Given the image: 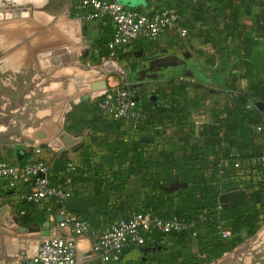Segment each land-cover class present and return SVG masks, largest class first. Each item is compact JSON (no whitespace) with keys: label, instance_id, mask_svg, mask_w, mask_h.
Segmentation results:
<instances>
[{"label":"crops","instance_id":"0c3cea01","mask_svg":"<svg viewBox=\"0 0 264 264\" xmlns=\"http://www.w3.org/2000/svg\"><path fill=\"white\" fill-rule=\"evenodd\" d=\"M75 1L3 0V8L0 7V11H3V93L0 90V99L3 100V151L9 147L13 150L12 155L3 156L20 164L30 161L34 156L30 148L25 147L20 161L13 145L25 144L26 139H33V147L40 149L35 154L37 158L51 163L52 167L60 156L67 162L83 160L80 163L83 175H89L92 171L85 160L93 165L97 158L107 152L93 149L82 155L83 145L100 143L116 134V131H122V125L118 129L113 125L116 121L100 115L95 106L96 97L111 85L121 84L130 88L134 84L136 88L141 81L139 73L147 72L150 78L148 85L153 86L154 81L162 84V81L168 79V75L161 73V70L172 72L173 68L167 66L172 65L170 61L178 59L183 52V45L176 39L184 37L164 33L156 40L136 41L119 52L116 59L104 57L113 25L109 22L83 21L71 16V7ZM120 1L131 8L152 10L176 3L186 6L194 0ZM182 19L184 27L187 28L188 23L199 32L191 37L190 47L205 50L209 54L215 53L214 61H208L212 68H207L201 56L190 55L194 57L191 61L198 75L199 83L196 84L204 83L202 87L197 88L195 84L192 93L185 95L187 89L177 95L171 84L170 90L163 88L156 95L159 102L174 97L179 104L186 101L191 106L196 105L197 101L207 102L210 94L222 96L219 101L196 108L205 113L209 123L212 109L216 105L222 106L226 99L222 89L214 83L204 81L209 80L213 70H219L224 62L217 50L214 51L209 44L199 42V37L205 28L217 27L222 30L223 21L221 17L210 13L204 20L209 21L210 25L205 26L204 21L193 22L188 10L184 12ZM244 22L251 24L248 18ZM205 35L204 33L203 36ZM227 47L225 55L236 59L239 54H236L235 43L230 42ZM261 76L258 68L247 70L244 63H237L227 73L226 84L230 85L234 81L237 88L245 90ZM137 90L136 95L144 103L145 99L139 93L141 88ZM262 103L264 106V102ZM37 134L43 137L37 138ZM197 135L195 132L196 137ZM66 136L73 138L74 142L67 145ZM258 140L260 144H264L263 133ZM156 141L161 143L160 138L154 140ZM125 193L131 194L128 195L127 206L135 207L139 197L131 184L127 186ZM81 195L89 196L84 192ZM45 207L44 203H30L20 199L15 191L6 189L0 182V264H18L22 259L32 258L44 237H70L69 230L58 227L57 218L47 213ZM23 219H26V223ZM20 224L26 226L27 230H22ZM201 232L204 233V229ZM255 235L256 243L264 247V226ZM153 236L145 245V253L139 250L140 247H130L123 252L120 264H138L142 254L153 258L164 256L168 247L173 245V238L161 234ZM75 243L76 264H103L91 252V238L77 237ZM189 246L191 251H195V238L190 239Z\"/></svg>","mask_w":264,"mask_h":264},{"label":"trees","instance_id":"16d2710c","mask_svg":"<svg viewBox=\"0 0 264 264\" xmlns=\"http://www.w3.org/2000/svg\"><path fill=\"white\" fill-rule=\"evenodd\" d=\"M169 6L181 15L188 10L193 22L204 21L210 13L222 18L223 35L217 53L224 63L219 70L214 69L209 80L204 82L214 83L222 89L226 100L222 106L216 105L212 109L210 122L202 125L196 137L188 121L189 103L184 101L179 104L174 97L159 102L157 96L155 103L147 98L143 105L150 113V120L164 125L161 131L152 134L155 139L160 138L161 147L153 153L149 152L147 147L157 144V141H124L119 131L103 139L104 144L111 143L109 148L112 151L106 147L107 155L101 156L100 163L92 165L86 161L92 171L88 176H100L104 168L102 164L112 162V159L116 160V166L111 167L109 172L111 181L103 184V181L96 180L88 195L107 192L109 201L94 206L89 215L77 214L96 225L100 217L113 218L130 212L125 210L129 208L127 198L131 194L125 191L130 179L135 182L141 180L138 189L141 196L135 191L139 195V207H136L140 210L137 211H150L163 218L176 216L184 221L194 220L199 231L195 237V251H191V238L186 233H171L168 236L173 238V245L168 247L164 256L153 258L142 254L138 264H209L218 255L232 250L244 237L252 236L264 219V181L251 185L247 205L218 208L220 194L235 190L236 186L230 177L234 175L233 170L229 169L221 176L217 172L219 158L233 153L248 160L264 149V144L258 140L262 133L254 131L255 125L264 123V106L262 109L256 106L257 102H264V0H194L186 6L177 3ZM245 18L250 19V25L244 22ZM227 39L229 43H235L236 54H239L236 59L225 55L228 47L222 46V41ZM259 40L262 42L259 43ZM237 63H244L247 70L258 68L262 76L245 90L237 88L234 81L226 84L227 73ZM196 83L199 81L183 82L173 86V89L179 95ZM108 139L111 141L108 142ZM66 162L63 156L54 161L52 180L57 181L58 173L64 170ZM83 174L80 168L70 174L72 184L82 182ZM174 180L185 182L186 186L171 193L165 192L163 186ZM79 188H75L74 198H83ZM201 216L203 220H200ZM23 220L26 223V219ZM218 225L230 230L228 241L220 238ZM141 248L145 247L139 250Z\"/></svg>","mask_w":264,"mask_h":264},{"label":"built area","instance_id":"2783aa9c","mask_svg":"<svg viewBox=\"0 0 264 264\" xmlns=\"http://www.w3.org/2000/svg\"><path fill=\"white\" fill-rule=\"evenodd\" d=\"M71 16L83 21L109 22L113 25L104 56L113 59L136 41L156 40L164 33L179 37H185L188 33L182 24V15L172 6L147 10L128 7L120 0H76L71 7ZM134 92L128 86L116 84L106 87L95 99L100 115L119 122L122 125V139L128 142L142 136H152L155 131L164 128L163 124L150 120V113ZM188 121L194 132L207 123L205 113L196 109L190 110ZM254 131L264 133V123L255 125ZM154 140L153 137V142ZM26 146L34 154L26 163L0 158V182L26 202L44 203L46 212L57 218L58 227L69 230L70 237H44L35 255L22 259L18 264H76L75 239L81 236L91 238V252L97 261L103 264H120L126 249L145 247L155 234L184 232L190 238L198 235L196 221H184L176 216L163 218L150 211H133L113 218L100 217L99 223L91 224L83 216L65 209V203L75 197L76 187L69 175L80 168L79 165L66 162L64 170L58 173L57 181L52 180V164L35 156L40 152L39 148ZM229 169L234 171V175L230 177L235 182V190L243 189L248 194L251 185L264 181V149L248 160L233 153L229 157L219 158L218 176ZM218 208H221L220 203ZM203 219L201 216L200 220ZM218 229L221 239L231 237L228 228L218 225Z\"/></svg>","mask_w":264,"mask_h":264},{"label":"rangeland","instance_id":"374dc122","mask_svg":"<svg viewBox=\"0 0 264 264\" xmlns=\"http://www.w3.org/2000/svg\"><path fill=\"white\" fill-rule=\"evenodd\" d=\"M0 7L3 8V0L0 1ZM205 26L210 25L209 21H204ZM213 25V24H212ZM0 36H2V38L0 37V77H2L0 79V90L3 93V85L1 84V80L3 81V13L0 14ZM187 29H188V33L186 37L184 38H178L176 39L178 42H180L183 47H182V51L188 52L189 55H193L194 57H198L201 56L202 59L204 60L205 65L207 66V68H212V66L209 65V60L214 61L215 58V53H208L205 50H195L193 48L190 47V42H191V37L194 36L195 34H198L199 32L196 31V29H194L193 25H190L187 23ZM202 31H204V33L206 34L205 36L204 33H201V37H199V42L201 43H206L209 44L211 46V48L216 51L217 49H219L221 47V45L219 44V40L220 37L223 35V33L221 32V30L217 27L214 28H205L202 29ZM229 42L228 39L227 41H222V46H228ZM220 45V46H219ZM205 46V45H203ZM219 66V65H218ZM216 66V67H218ZM238 67V66H237ZM173 68V69H172ZM206 68V70H207ZM172 69V74L168 72V70L163 69L161 70V73H166L168 76V79L165 81H162V84H157L156 81L153 82V86L148 85L150 84V81H146L143 83V87H140L141 90H139V93L142 96V99H147L148 95L150 94H157L160 90H162L164 88V90H170L171 88V84L173 86L177 85V84H182L183 82H188V83H192L193 81L197 80V74H196V68L195 66H193L192 70H190V68H187L186 66H178L177 68H175L174 66L171 67ZM169 73V74H168ZM192 73V74H191ZM190 75V76H188ZM155 83V84H154ZM188 91L185 93V95L187 93H192L193 89L191 86L187 87ZM134 91L138 92L137 89L133 88ZM134 92V93H136ZM170 92V91H168ZM169 97V96H168ZM222 96L218 95V94H210L207 97V102L205 101H197L196 105H193L190 107V109H196L198 106L202 105V104H206L209 103L211 104V102L214 101H219V99H221ZM115 123V122H114ZM117 128H120L121 124L116 122L115 124ZM121 129V128H120ZM119 135V134H118ZM121 135V133H120ZM111 140L108 139V142H110ZM78 145V144H76ZM80 145V144H79ZM162 143H155L153 145H150L149 147H147V150L149 152H154L157 148L161 147ZM83 151H81L82 155H86L85 153H89V150H102L104 151L105 148L107 147L109 151H112L111 148V143H107L104 144L103 141L100 143L97 142H93V144H85L83 145ZM3 154L5 155H12L13 154V150L9 148H7V150L3 151V100L0 99V158H5V159H9V157H5L3 156ZM107 155L106 153L102 154V156ZM100 158H97V160L94 161V163H100L99 160ZM80 160V159H79ZM113 161L108 163L106 162L105 164H102L103 170H102V174L100 176L97 175H93V176H88V175H83L82 177L84 178V180H82V182H80L81 184L78 185L79 190H81L82 192L89 194L91 188L93 187V185H95V181L99 180V181H103L104 183H109L111 181L110 178V174L111 173V169L114 168L116 166V160L112 159ZM83 161V160H81ZM81 161H75V160H71V162L77 163L80 167V163ZM86 162V160H85ZM112 167V168H111ZM79 169V168H78ZM81 169V167H80ZM106 173V174H104ZM91 175V174H90ZM109 175V176H107ZM81 178V177H80ZM102 183V182H101ZM128 183V181H127ZM125 182V184H127ZM142 181L141 180H137L136 182L133 179L129 180V184L128 185H132L133 189H135L137 194H140L141 196V191L138 190L140 189L139 186L141 185ZM90 196V195H89ZM139 197V195H138ZM138 206V203L137 205ZM130 207L125 211H137L140 210V208L138 207ZM264 226V219L262 220V222L259 224L258 229L256 230V232L250 236V237H244L242 239L241 242H239L238 244H236L233 248L232 251H225L224 253L218 255L216 258H214L212 261H210L209 264H223L224 262H227L228 264H264V247L261 246V244L256 243V233L261 231V228ZM245 235V234H244ZM230 239V237L227 239V241ZM259 242V241H258ZM263 245V244H262ZM264 246V245H263ZM257 249L262 250V251H256Z\"/></svg>","mask_w":264,"mask_h":264},{"label":"water","instance_id":"95a60500","mask_svg":"<svg viewBox=\"0 0 264 264\" xmlns=\"http://www.w3.org/2000/svg\"><path fill=\"white\" fill-rule=\"evenodd\" d=\"M3 13V11H0V14ZM195 87L200 88L202 87L201 84H196ZM131 89L134 88V85L130 86ZM150 100H152L154 103L156 102L157 95L156 94H150L148 96ZM256 106H258L260 109L263 107V103L257 102ZM43 134V133H40ZM37 134V138H42L43 135ZM66 144L70 145L74 142L73 138L65 137ZM141 141L151 143L153 142L152 136H142L140 138ZM25 144H16L13 145V148L17 151L18 159L21 158V156L24 154V149L26 144L27 145H33L34 140L33 139H26ZM185 182H180L179 180H174L170 182L168 185L163 186V190L167 193H171L176 191L178 188L185 187ZM109 201V195L107 192H104L100 195H90L83 198H74L65 203V209L71 212L75 213H81L84 215H89L92 212V208L94 206H99L107 203ZM219 203L221 205V208H228V207H238V206H245L248 203L247 194L245 190H233V191H227L222 193L219 196ZM20 228L22 230H27V227L20 224ZM140 251L142 253L146 252L145 248H141Z\"/></svg>","mask_w":264,"mask_h":264},{"label":"flooded vegetation","instance_id":"af4514ba","mask_svg":"<svg viewBox=\"0 0 264 264\" xmlns=\"http://www.w3.org/2000/svg\"><path fill=\"white\" fill-rule=\"evenodd\" d=\"M190 57H191V58H190ZM193 59H194V57L190 56V55L188 54V52L183 51V52H181V53L179 54V58H178V59H173V60L170 61V63H171L172 65L167 66V68H171V67L174 66L173 64H176V65L174 66L175 68H177L178 66H181V67H182V66H186L187 68H190V70H192L194 64L192 63L191 60H193ZM138 76L140 77V80H141L143 83L146 82V81H149V80H150V78H148V76H147V72H146L145 74H143V73H139ZM141 81L139 82L138 86H137V84H135V85L137 86L135 89H138V88L144 86L143 83H142ZM133 85H134V84H133Z\"/></svg>","mask_w":264,"mask_h":264}]
</instances>
